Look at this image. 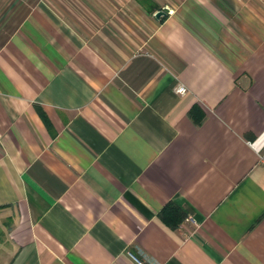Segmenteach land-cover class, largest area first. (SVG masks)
Segmentation results:
<instances>
[{
    "label": "crops",
    "instance_id": "0c3cea01",
    "mask_svg": "<svg viewBox=\"0 0 264 264\" xmlns=\"http://www.w3.org/2000/svg\"><path fill=\"white\" fill-rule=\"evenodd\" d=\"M263 135L264 0H0V264H264Z\"/></svg>",
    "mask_w": 264,
    "mask_h": 264
},
{
    "label": "trees",
    "instance_id": "16d2710c",
    "mask_svg": "<svg viewBox=\"0 0 264 264\" xmlns=\"http://www.w3.org/2000/svg\"><path fill=\"white\" fill-rule=\"evenodd\" d=\"M160 217L173 227H177L185 219V213L174 202H169L160 212Z\"/></svg>",
    "mask_w": 264,
    "mask_h": 264
},
{
    "label": "built area",
    "instance_id": "2783aa9c",
    "mask_svg": "<svg viewBox=\"0 0 264 264\" xmlns=\"http://www.w3.org/2000/svg\"><path fill=\"white\" fill-rule=\"evenodd\" d=\"M175 91L180 94H185L188 92V88L184 84H180L175 88ZM253 146L258 151L259 156H260V161L264 166V135L258 141L253 142ZM192 221L194 222V220ZM136 258H137L138 264H147V262H149V264H156L155 262L147 260L142 250H139V255Z\"/></svg>",
    "mask_w": 264,
    "mask_h": 264
},
{
    "label": "water",
    "instance_id": "95a60500",
    "mask_svg": "<svg viewBox=\"0 0 264 264\" xmlns=\"http://www.w3.org/2000/svg\"><path fill=\"white\" fill-rule=\"evenodd\" d=\"M168 13V8H163L162 10L157 12V17H160L162 15H165Z\"/></svg>",
    "mask_w": 264,
    "mask_h": 264
}]
</instances>
